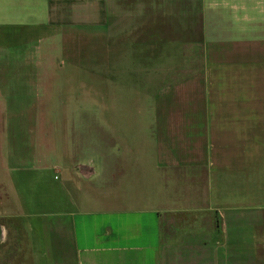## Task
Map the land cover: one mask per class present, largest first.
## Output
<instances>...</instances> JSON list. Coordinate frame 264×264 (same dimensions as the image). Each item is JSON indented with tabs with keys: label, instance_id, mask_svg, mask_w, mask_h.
<instances>
[{
	"label": "crops",
	"instance_id": "crops-1",
	"mask_svg": "<svg viewBox=\"0 0 264 264\" xmlns=\"http://www.w3.org/2000/svg\"><path fill=\"white\" fill-rule=\"evenodd\" d=\"M87 28L131 48L116 60L144 50V130L117 116L60 149L62 182L0 216L20 234L6 264H264V0H0V48L36 43L38 71Z\"/></svg>",
	"mask_w": 264,
	"mask_h": 264
},
{
	"label": "rangeland",
	"instance_id": "rangeland-1",
	"mask_svg": "<svg viewBox=\"0 0 264 264\" xmlns=\"http://www.w3.org/2000/svg\"><path fill=\"white\" fill-rule=\"evenodd\" d=\"M83 30L65 33L53 66L45 57L47 68L39 71L36 43L23 47L11 40L0 48V216L33 210L35 190L38 198L48 197L62 182L60 149L97 146L98 131H111L117 116L131 119L119 122L122 130H144V50L140 46L135 59L116 60L115 52L131 50L127 44L118 48L106 33ZM201 61L186 50L184 72ZM258 182L264 196V176ZM16 227L14 220L0 217V264L15 256ZM257 256L264 263V223L257 231Z\"/></svg>",
	"mask_w": 264,
	"mask_h": 264
}]
</instances>
